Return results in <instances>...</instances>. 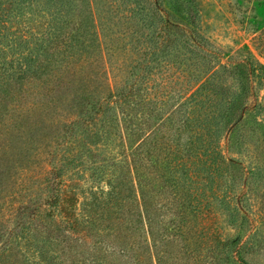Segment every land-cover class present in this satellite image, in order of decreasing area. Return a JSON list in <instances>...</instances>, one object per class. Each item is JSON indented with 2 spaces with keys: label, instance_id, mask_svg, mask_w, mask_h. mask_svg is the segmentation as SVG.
Returning a JSON list of instances; mask_svg holds the SVG:
<instances>
[{
  "label": "rangeland",
  "instance_id": "1",
  "mask_svg": "<svg viewBox=\"0 0 264 264\" xmlns=\"http://www.w3.org/2000/svg\"><path fill=\"white\" fill-rule=\"evenodd\" d=\"M58 3H65L57 4L63 9L58 16L70 21L69 29L95 15L93 29L100 34V40L84 39V46L76 47L71 62L57 73L60 79L38 75L27 84L30 91L25 95L17 93L1 118L5 133L8 126L24 120L21 113L40 97L39 92L46 91L47 85H59V89L70 84L78 89L87 74L99 71L105 86L103 82L96 86L99 90L102 86L103 93L108 89V79L115 88L129 89L132 83L141 82L139 76L149 65L148 87L152 88L148 92L159 93L158 98L163 99L162 103H153V109L161 105L165 113L157 119L154 115L145 117L160 125L158 136H163L165 144L169 142L172 147L179 144L183 153H188L186 148L191 140L203 136L211 139L214 151L221 154L212 171L192 165V180L182 170L174 172L180 193L190 192L185 197L199 207L197 214H188L185 225L177 216L182 210L174 201V190L166 185L165 264H264V0H146L148 9L141 14L137 13L134 0ZM45 6L24 8L27 21H31L29 25L37 20L46 23L47 17L40 12ZM153 15L156 17L150 20L155 22L145 24L144 19ZM6 24L7 33L18 26L23 28L18 20ZM25 34L29 39L21 40L31 47L35 42L46 45L48 41L33 39L27 29ZM2 43L7 48L8 39ZM91 61H95L94 66ZM199 86L203 89L195 102H185ZM72 110L73 106L60 109L61 113L66 111L67 122L72 118L68 115ZM168 113L173 114L172 127L165 125ZM64 119L65 115L61 122ZM41 129L38 127L37 138L42 136ZM48 137L43 143H48ZM140 137L142 133L135 136ZM178 137L179 143L175 142ZM29 138L26 136L25 140ZM6 141L9 148L19 143L12 138ZM26 145L29 149L30 145ZM9 148L7 152L0 149V205H12L0 208V232L5 230L0 236V247H5L3 242L10 230L19 231L23 222L31 220L34 202L46 198L48 180L44 174L53 165L48 160L53 152L49 156L47 152L34 153L29 149L28 154L22 155V151L17 153ZM116 151L118 145L114 147ZM81 171L85 173L75 175L76 181L89 185L90 171ZM80 175L85 176L86 182ZM174 224L182 225V233ZM237 239L239 243L235 242ZM239 246L243 260L239 257L228 261V255L236 256ZM6 257L8 264H27L25 252L18 249Z\"/></svg>",
  "mask_w": 264,
  "mask_h": 264
},
{
  "label": "trees",
  "instance_id": "2",
  "mask_svg": "<svg viewBox=\"0 0 264 264\" xmlns=\"http://www.w3.org/2000/svg\"><path fill=\"white\" fill-rule=\"evenodd\" d=\"M145 1L134 0L138 14L148 9ZM42 4H46L40 11L47 17L46 23L35 21L36 29L29 25L31 21H27L24 8ZM57 4L58 0H0V149L7 152L6 140L12 138L19 143L9 149L17 153L22 151L26 155L32 149L34 153L54 155L48 157L53 165L44 174L48 180L46 198L34 202L31 220L23 222L19 231H9L3 242L5 247H0V264H8L6 255L10 256L16 249L25 252L27 264H165L166 185L174 190V201L182 210L177 216L185 225L188 214H197L199 207L190 197H185L190 192L180 193L174 172L182 170L192 180L189 172L192 165L212 171L221 154L214 151L211 139L203 136L188 143V153H183L179 144L175 147L169 142L165 144V138L158 136L160 125L145 117L156 118L165 113L161 105L153 109V103H162L163 99L158 98L159 93L148 92L152 88L148 87L149 65L139 76L141 82L132 83L129 89L115 88L108 79V89L103 93V87L99 90L96 86L102 82L105 86L99 71L87 74L78 89L70 84L59 89V85H47L46 91L39 92L40 97L21 113L24 120L8 126L7 134L4 131L1 118L16 100L17 93L25 95L30 91L27 84L38 75L60 79L57 73L63 72L71 62L75 48L84 46V39L100 40V34L94 30L95 15L91 19L85 17L69 29L70 21L58 16L63 9ZM29 9L34 13L33 8ZM132 10L136 12L135 8ZM155 17L144 19L145 24L155 22L150 20ZM9 20H18L23 28L18 26L7 33ZM26 29L32 32L33 39H48L46 45L35 42L31 47L24 43L21 39H29ZM3 39L6 43L8 39L7 48ZM90 64L94 66L95 61ZM200 87L185 102L190 99L193 104L203 89ZM72 106L74 110L68 114L72 118L67 122L66 111L61 113L60 109ZM63 115L66 119L61 122ZM172 115L168 113L165 117L168 119L165 125L170 124L169 127L173 126ZM38 127H42V136L37 138ZM208 132L211 133L209 127ZM138 133L142 137L135 138ZM26 136L30 138L25 140ZM46 137L48 143H43ZM175 142L179 143L180 137ZM116 145L119 151L114 153ZM51 147L53 151H49ZM105 151L107 154L102 155ZM81 170L90 171L89 185L76 181L75 175L85 173ZM80 176L85 180V176ZM8 207L12 205H0V208ZM177 224L173 226L182 233V225ZM239 257L243 260L240 246L236 256L228 255L227 260Z\"/></svg>",
  "mask_w": 264,
  "mask_h": 264
}]
</instances>
